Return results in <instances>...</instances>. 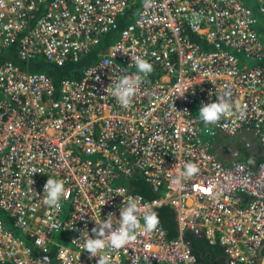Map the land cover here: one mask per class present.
Returning <instances> with one entry per match:
<instances>
[{"label": "built area", "instance_id": "2783aa9c", "mask_svg": "<svg viewBox=\"0 0 264 264\" xmlns=\"http://www.w3.org/2000/svg\"><path fill=\"white\" fill-rule=\"evenodd\" d=\"M135 1L0 0V264H45L40 253L50 264H200L184 232L219 245L228 264H264V160L224 163L213 151L218 136L240 134L264 151V0H141L120 27ZM105 37L77 76L55 83L40 69L76 62ZM137 55L154 71L124 108L105 89L137 73ZM225 92L233 114L205 125L200 107ZM187 163L198 174L174 184ZM134 174L157 196L131 191ZM49 178L67 190L59 209L43 202ZM129 196L170 208L178 235L159 223L90 257L95 221L119 220Z\"/></svg>", "mask_w": 264, "mask_h": 264}, {"label": "clouds", "instance_id": "9594fccd", "mask_svg": "<svg viewBox=\"0 0 264 264\" xmlns=\"http://www.w3.org/2000/svg\"><path fill=\"white\" fill-rule=\"evenodd\" d=\"M151 6L152 0H145V7ZM202 15V13L194 12L190 18V24L196 27ZM131 59V65L136 67L137 73L119 76L115 80L114 85L112 82L105 89V91L110 90L112 96L124 108L131 105L143 79L154 71L153 65L142 56L137 55L131 57ZM229 96L230 93L225 92L224 95H218L215 102L204 104L200 107L199 116L205 125H216L223 117H230L233 114V105L227 98ZM198 172L199 167L196 164L187 163L184 165V170L172 182L181 185L184 179L192 178ZM43 191L44 204L59 209L61 200L67 193L63 181L49 178L44 185ZM123 204L124 206L120 208L119 220H115L114 214L109 213L107 219L95 221L96 227L91 230L95 238H91L88 235L84 245V250L89 253L90 257H97L98 253L108 248L115 250L125 248L137 239L141 229L144 233L150 234L158 226L159 219L157 213L150 208L142 207L138 203L137 197L129 196L127 202L123 201ZM141 213H143V225L140 224ZM117 221L119 227H113ZM98 258V264H109L107 256L101 255Z\"/></svg>", "mask_w": 264, "mask_h": 264}, {"label": "trees", "instance_id": "16d2710c", "mask_svg": "<svg viewBox=\"0 0 264 264\" xmlns=\"http://www.w3.org/2000/svg\"><path fill=\"white\" fill-rule=\"evenodd\" d=\"M140 1L141 0H136L131 4L125 15L119 19L118 23L120 27L124 26L126 21L134 15ZM252 7L254 10L256 9L254 5ZM258 31L264 37V24H261V21L258 23ZM262 41L264 43V38ZM108 43V37H105L97 47L89 52L88 55L82 57L76 62L68 61L61 67L53 64H42L40 69L45 71L55 83H58L64 77H71L72 75L77 76L80 70L97 61L99 51L107 47ZM124 184H126L134 193L141 194L147 199H152L157 196V194L152 191L151 187L138 174H134L132 177L127 178L124 181ZM156 213L158 215L159 223L165 229L167 236L169 238L176 237V235H178V228L174 212L170 208L162 206L156 210ZM183 237L185 241L189 243L192 252L195 254L197 261L200 264H224L225 257L222 248L219 245H211L204 237L194 236L188 232H184ZM50 258H52V253H50Z\"/></svg>", "mask_w": 264, "mask_h": 264}, {"label": "crops", "instance_id": "0c3cea01", "mask_svg": "<svg viewBox=\"0 0 264 264\" xmlns=\"http://www.w3.org/2000/svg\"><path fill=\"white\" fill-rule=\"evenodd\" d=\"M213 151L224 163L242 160L255 166L264 160V151L257 138L251 134H240L234 137L220 135L214 141Z\"/></svg>", "mask_w": 264, "mask_h": 264}, {"label": "water", "instance_id": "95a60500", "mask_svg": "<svg viewBox=\"0 0 264 264\" xmlns=\"http://www.w3.org/2000/svg\"><path fill=\"white\" fill-rule=\"evenodd\" d=\"M45 264H50L49 256L44 253L37 254ZM224 264H228L227 259L224 260Z\"/></svg>", "mask_w": 264, "mask_h": 264}, {"label": "rangeland", "instance_id": "374dc122", "mask_svg": "<svg viewBox=\"0 0 264 264\" xmlns=\"http://www.w3.org/2000/svg\"><path fill=\"white\" fill-rule=\"evenodd\" d=\"M259 21H261V24H264V19L262 17L259 16ZM261 38L263 39V35L259 32ZM66 236V235H65Z\"/></svg>", "mask_w": 264, "mask_h": 264}]
</instances>
